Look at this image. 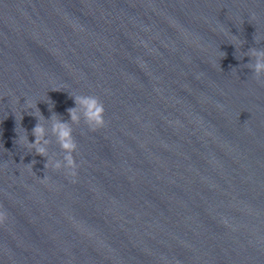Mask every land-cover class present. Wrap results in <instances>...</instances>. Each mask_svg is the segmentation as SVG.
<instances>
[{
  "label": "water",
  "instance_id": "obj_1",
  "mask_svg": "<svg viewBox=\"0 0 264 264\" xmlns=\"http://www.w3.org/2000/svg\"><path fill=\"white\" fill-rule=\"evenodd\" d=\"M250 48L264 0H0V264H264ZM74 95L107 121L72 125L75 183L18 142L37 105L62 159L49 118Z\"/></svg>",
  "mask_w": 264,
  "mask_h": 264
},
{
  "label": "clouds",
  "instance_id": "obj_2",
  "mask_svg": "<svg viewBox=\"0 0 264 264\" xmlns=\"http://www.w3.org/2000/svg\"><path fill=\"white\" fill-rule=\"evenodd\" d=\"M248 56L250 57L248 67L252 70L254 78L260 81L264 78V49L250 48L248 50ZM58 91V89H56ZM75 107L68 108L66 111L70 117V120L64 121L57 113L52 114L49 120L51 121V131L56 138V143L59 145L61 152L63 153L62 159H56L55 155L49 154L48 145L51 141L46 136V129L41 119L43 115L37 105H31L29 107H35L37 110V123L32 129V135L35 137L34 142H29L28 135L21 136L18 142L25 145L30 151H34L36 155L45 158L44 169H51L52 171L59 172L64 170L67 177L72 178V182H76L78 175L79 164L77 163L74 153L77 152L78 143L73 135V124H80L83 120L88 129L95 133L106 126L105 119V106L103 101L94 95H74ZM25 133L26 130H25ZM31 162L27 165L29 172L33 171ZM42 183L47 184L49 178L44 176L41 180ZM8 220L7 211L0 207V226L5 225Z\"/></svg>",
  "mask_w": 264,
  "mask_h": 264
}]
</instances>
